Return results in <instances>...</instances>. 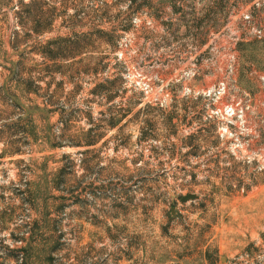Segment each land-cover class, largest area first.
Masks as SVG:
<instances>
[{
    "label": "rangeland",
    "instance_id": "374dc122",
    "mask_svg": "<svg viewBox=\"0 0 264 264\" xmlns=\"http://www.w3.org/2000/svg\"><path fill=\"white\" fill-rule=\"evenodd\" d=\"M28 1L0 0V264H264V0H45L41 35ZM96 24L65 74L34 51Z\"/></svg>",
    "mask_w": 264,
    "mask_h": 264
},
{
    "label": "trees",
    "instance_id": "16d2710c",
    "mask_svg": "<svg viewBox=\"0 0 264 264\" xmlns=\"http://www.w3.org/2000/svg\"><path fill=\"white\" fill-rule=\"evenodd\" d=\"M38 4H40V6H36ZM47 2L45 0H29L27 3L24 4L25 8H26V12H27V16L29 17L28 22H30V30L33 31L36 35H41L45 32L50 31L51 29V25L52 22L55 18V16L57 15L55 13V7L51 6L50 4L47 3L48 8L46 9V11H43V7L41 6V4H46ZM111 5H108L107 3H105L102 6V11L99 14V22H104L105 20H111L110 17L107 15V11L106 9L109 8ZM19 13V11H18ZM21 14V12H20ZM123 30H127L128 27H121ZM30 34V33H27ZM91 35L93 37L92 43L91 44V49H88V42L87 40V36ZM119 35L115 34V28L111 29V30H106L104 28H102L101 26H98L97 24L89 31V32H83L80 34H74L72 36H57L54 38H50L47 41H45L44 43H37L35 44V49L34 51L37 52L38 54H40L42 57H44L45 59H47V61H50L51 63H47L46 68L47 70H50V72H59L60 74H65L64 71H62V63H58V62H67V61H73L74 63H81L83 61V59L89 54V52L91 51H98L99 53L102 54V50H101V46L103 45H111V46H115L113 42L114 39H116ZM114 38V39H113ZM257 41H251V42H246V43H239V50L242 52L243 55H247L250 57V59H253L254 55H255V51L257 49L256 45ZM15 46H17L18 44L15 43ZM114 48V47H113ZM264 47H260L261 52H263ZM16 65V64H15ZM51 68V69H49ZM25 70V71H24ZM97 72V68L94 69ZM17 71H19V73H24L27 74V79L28 80H32L34 82H36L37 80H42L43 76L38 75L37 77H33L32 76V68H28V69H23L22 67L17 69ZM13 80H17L14 75H13ZM19 81V80H18ZM112 81H108V82H113ZM46 82V86L49 85L50 81H45ZM60 83V82H58ZM100 86V85H97ZM96 86V87H97ZM40 87L39 84H37V87H35V89H27L26 92H34V93H38V88ZM117 96V91H112V93H108L107 94V99L108 101L114 99V97ZM13 97H15V95L13 94ZM15 102V101H14ZM48 103V102H47ZM15 107L25 110L26 109H31V110H38V111H43L45 110V106L44 107H39L37 104L33 105V106H28V108H23V106H21V104H19L18 102L15 103ZM23 111V112H25ZM28 117L30 118V114L28 113ZM120 121V119H117L116 121H112L111 122V126L114 127L115 125H117V123ZM15 123V122H14ZM63 133L64 134L66 131V128L63 127ZM60 136H63L61 135ZM14 135V134H13ZM73 137L74 132H72ZM91 135V130H88L85 134V142L87 145H92L93 144V139H91L90 137ZM44 138L45 140H47L50 143V146L52 147H57V146H61L62 144L60 143H56V142H51L50 141V136L48 133H44ZM79 142V141H78ZM64 144L70 145V146H78L79 143H77L75 140L71 141V142H64ZM5 152H7L5 150ZM4 153V152H3ZM8 153H10L11 155H15V154H19L21 153V150L19 148H15L13 149V151H9ZM65 156V155H63ZM63 172V168H59L58 171L56 172L57 177H60L62 175ZM55 186L58 187L59 186V181H57L55 183ZM26 247L21 248V251H25ZM24 255L20 256L22 261L25 259L23 257ZM46 260L49 261V264H52V255L51 253H48L46 255ZM26 261H23L21 263H24Z\"/></svg>",
    "mask_w": 264,
    "mask_h": 264
},
{
    "label": "water",
    "instance_id": "95a60500",
    "mask_svg": "<svg viewBox=\"0 0 264 264\" xmlns=\"http://www.w3.org/2000/svg\"><path fill=\"white\" fill-rule=\"evenodd\" d=\"M195 198H196V195L194 193H187V194L181 195L179 200L181 202H187V201L193 200Z\"/></svg>",
    "mask_w": 264,
    "mask_h": 264
},
{
    "label": "built area",
    "instance_id": "2783aa9c",
    "mask_svg": "<svg viewBox=\"0 0 264 264\" xmlns=\"http://www.w3.org/2000/svg\"><path fill=\"white\" fill-rule=\"evenodd\" d=\"M260 78L261 79H264V75H260ZM225 111L227 112V113H230V114H232V113H234V109H233V107L231 106V105H227L226 107H225ZM212 115H211V113H210V116L209 117H211Z\"/></svg>",
    "mask_w": 264,
    "mask_h": 264
}]
</instances>
